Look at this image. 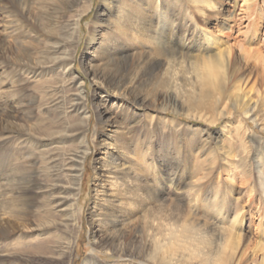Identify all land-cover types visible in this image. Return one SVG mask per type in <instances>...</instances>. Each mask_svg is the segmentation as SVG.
<instances>
[{"label":"bare ground","instance_id":"obj_1","mask_svg":"<svg viewBox=\"0 0 264 264\" xmlns=\"http://www.w3.org/2000/svg\"><path fill=\"white\" fill-rule=\"evenodd\" d=\"M81 1L3 0L11 54L6 57L11 69L8 74H25L30 79L43 69H53L54 74L51 83L43 84L36 103L34 96L29 101L23 96L13 95L10 100L0 97L1 131L22 147V154L14 159V169L0 179V243L5 248L13 245L3 257L29 262L47 257L59 264L71 263L78 236L75 208L90 149L83 133L67 121L77 116L83 130L89 119L81 106L83 83L72 75V58L68 51L63 55L59 46L60 42L66 47L74 43L80 19L89 10L80 6ZM182 2L116 0L113 9L117 18L105 20L108 27L99 37L101 48L87 54L86 75L116 94L132 95L136 103L152 101L166 112L185 117L182 111L204 109L208 106L204 102L215 96L229 97L235 107L232 113L239 111L253 88L247 89L250 76L242 78L243 67L256 61L253 68L263 69L264 74V57L241 47L245 38L239 40L240 30L237 37L222 41L198 29L210 13L220 19L221 10L214 0ZM191 7L201 20L189 15ZM67 16L69 20H65ZM221 22L223 30H231L236 18L230 13ZM89 36L87 45L91 46L94 36ZM234 38L237 44L230 45ZM43 42L44 50H39L37 45ZM237 48L243 61L236 55ZM57 78L61 87L55 86ZM64 84L76 86L77 92L69 94ZM12 92L18 90L12 86ZM100 98L95 106L100 107L96 110L99 127L108 130L115 125V130L111 135L106 133L107 137L103 132L100 136L89 212L93 250L82 264H99L93 254L97 250L103 255L137 259L135 264L215 262L211 247L217 235H225L224 242L231 241L230 232H222L220 225L233 212L231 195L225 197L226 187L209 178L215 163L187 168L189 158L180 147L172 160L166 159V152L156 150L155 135L167 130L168 120L157 118L155 123L150 119L149 125L129 137L130 131L121 130L104 108L107 99ZM152 123L154 127H148ZM72 131L80 134L72 135ZM71 135H82L74 148L65 145ZM211 139L220 141L219 137ZM228 147L231 144L224 140L217 149H224L219 154L225 159L232 153ZM226 164L228 170L234 166L232 160ZM186 170L190 174L184 173ZM170 173L173 178L169 179ZM172 190L179 194L170 196ZM201 203L211 206L202 210ZM132 260L125 264H134Z\"/></svg>","mask_w":264,"mask_h":264},{"label":"rangeland","instance_id":"obj_2","mask_svg":"<svg viewBox=\"0 0 264 264\" xmlns=\"http://www.w3.org/2000/svg\"><path fill=\"white\" fill-rule=\"evenodd\" d=\"M116 0H82L80 6H88V11L83 14L79 22V29L76 36H74V43L71 47L63 46L60 42L59 48L63 55L66 51L70 54L72 62L69 65L72 75L76 77L78 82L83 83L80 89H83L84 100L81 101V106L88 116L89 124L84 126V131L79 126L77 116L67 121V124L76 126L82 132L83 137L89 147V152L86 157L84 174L81 177L80 186L82 191L77 196V205L75 208V217L78 225V236L73 245V254L70 264H82L84 259L92 256L93 247L91 246V231L92 227L89 224V212L91 207V197L94 190V174L93 168L96 166V159L100 157L98 148L100 147L99 141L101 132L104 133L103 137H107L106 133L111 135L115 130V125L110 129H100L98 116L96 110L100 107H95L96 102L107 99L105 109L108 111L109 116L112 118L116 125H121V130L130 131L133 137L140 132L143 125H149L147 121L157 118L166 119L169 121L167 130L155 135L156 137V150L166 152L167 157L171 156L180 147L184 154L189 158L187 168L195 165L206 167L211 162H214L215 168L212 169L210 180L212 183L219 182L222 187H226V196L229 194L232 198V214L228 217L226 223L221 224L222 232H230V242L225 241V235H217L215 242L211 249V259L216 260L212 264H264V74L263 69L253 68L256 61H251V64L246 68L243 67L242 78L249 77L248 88H252V92L245 96L246 105L241 106L239 111H234L233 102L229 97H212L207 102L208 106L204 109L184 110L182 113L187 115L173 114L172 112L162 110L158 105L152 101H146L144 104L136 103L133 101L132 95L123 96L116 94L110 88H106L101 84L96 83L86 75L84 64L88 58L87 54L91 51L95 52L101 48L102 43L99 44V37L106 34L108 25L105 20L107 18H117V13L113 9ZM189 0H183V4ZM217 1L220 4H217ZM216 6L220 7V19L216 18L214 13L209 14L208 20L200 21L198 29L204 30L206 34H212L219 37L222 41L224 38L229 40L232 36L237 37V30L241 33L239 40L244 37L245 41L240 42L242 48L252 52L257 51L264 57V0H214ZM3 0H0V97L15 98L23 96L28 101L34 96L36 103L38 94L42 90L45 82H52L54 74L51 70L43 69L38 77L29 78V76H16L11 77L8 72L11 70L10 65L7 63V56L10 54L9 38L5 35L7 29V19L2 13ZM73 10V9H72ZM189 15L192 18H198L195 14V9L191 7ZM232 14L236 18V23H232L233 28L223 30L221 21H224L228 14ZM73 14V11L70 13ZM115 14V15H114ZM70 16V15H69ZM201 20L200 18H198ZM65 20H69L68 16ZM235 25V26H234ZM94 36L93 43L88 46L90 36ZM227 35V38L224 37ZM242 36V37H241ZM234 40H230V45L237 44ZM45 42L38 44L39 50H44ZM239 44V43H238ZM93 45V46H92ZM63 46V47H62ZM89 51L88 53L86 51ZM67 53V54H68ZM11 55V54H10ZM236 55L241 60L240 50L236 49ZM62 56V55H61ZM253 58V57H252ZM99 63V62H97ZM96 63V64H97ZM243 63V62H242ZM257 63V62H256ZM244 66V65H242ZM55 70V68H54ZM37 74V73H36ZM194 77L193 75H191ZM126 77H131L127 74ZM69 79V78H67ZM17 80L19 83L17 85ZM61 79H56L55 86L61 87ZM63 80V79H62ZM63 82V81H62ZM49 84V83H48ZM76 84V82H75ZM180 86L181 80L178 82ZM60 85V86H59ZM65 90H69V94L77 92L76 86H66ZM14 86L18 92H12ZM70 88V89H69ZM198 90H194L197 93ZM136 94L138 92H135ZM14 95V96H13ZM36 98V100H35ZM38 104H35V109ZM43 108V107H42ZM129 112H128V109ZM188 109V108H184ZM128 112V113H126ZM180 112V111H179ZM154 123L150 128L154 127ZM0 126V179L7 175L9 170L14 169V159L19 158L22 152L21 145H14L12 140L6 139L4 132ZM147 129V128H146ZM71 131V130H70ZM74 132V133H73ZM72 135L80 134L78 131H72ZM66 139L65 145L68 148H74L81 139L80 137L72 136ZM210 135V136H209ZM101 136V137H102ZM219 137L220 141H212L211 137ZM229 141L231 144L230 158L225 159V155L219 154L224 149L217 151L223 141ZM102 146V144H101ZM225 146V144L223 145ZM191 147V149H189ZM19 149V151H18ZM17 151V152H16ZM16 152V153H15ZM214 152V153H213ZM15 153L14 155H12ZM172 160V159H171ZM233 162L234 166L228 170L227 161ZM198 165H195L196 167ZM193 169V173L196 170ZM185 168L182 166V169ZM192 168V167H191ZM234 168V169H233ZM182 171H180L181 173ZM190 174V171H184ZM32 178L34 176H31ZM31 178V179H32ZM173 178L169 174V179ZM189 179L185 180V183ZM193 180V178H192ZM233 185L232 188L229 187ZM228 189V190H227ZM179 192L172 190L170 196L175 197ZM169 197V194H168ZM172 197V198H173ZM211 205L200 204L202 210H208ZM243 209V210H242ZM200 210L201 214L203 213ZM237 214L239 215L236 218ZM205 216V215H204ZM236 218V221H235ZM55 229H53L54 231ZM220 230V229H219ZM58 231H64L58 229ZM5 248L3 242L0 243V264H59L53 261L52 258L38 257L33 262L22 260L18 257L9 258L4 252L12 248L7 245ZM11 247V248H10ZM9 248V249H8ZM95 260L99 264H125L132 259L121 258L118 255H103L100 251L93 253ZM34 259V258H32ZM11 260V261H10ZM15 260V261H13ZM132 262L138 263L137 259ZM262 262V263H261ZM193 264H199L193 262ZM202 264V263H200Z\"/></svg>","mask_w":264,"mask_h":264}]
</instances>
